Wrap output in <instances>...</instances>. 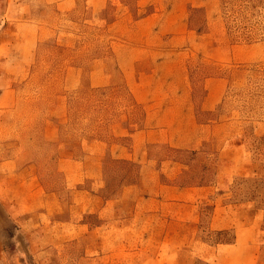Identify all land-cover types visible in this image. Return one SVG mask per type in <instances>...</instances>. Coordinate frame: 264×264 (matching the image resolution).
<instances>
[{
  "label": "rangeland",
  "instance_id": "374dc122",
  "mask_svg": "<svg viewBox=\"0 0 264 264\" xmlns=\"http://www.w3.org/2000/svg\"><path fill=\"white\" fill-rule=\"evenodd\" d=\"M76 1L0 0V264H264V0ZM137 53L192 93L144 163L121 133L145 112L119 75Z\"/></svg>",
  "mask_w": 264,
  "mask_h": 264
},
{
  "label": "crops",
  "instance_id": "0c3cea01",
  "mask_svg": "<svg viewBox=\"0 0 264 264\" xmlns=\"http://www.w3.org/2000/svg\"><path fill=\"white\" fill-rule=\"evenodd\" d=\"M44 0H42V3ZM46 4L49 6V9L52 10V13L55 14H64L65 12H72L76 7V0H46ZM90 12L99 10V8L108 0H88ZM45 4V5H46ZM45 5L38 6L40 8V13H44L42 10ZM47 8V6H46ZM37 9V11H38ZM42 11V12H41ZM38 13V14H40ZM95 13H98L95 12ZM150 26L155 29L156 25L154 22H148ZM145 25L143 20L136 18L135 26L124 24V31H133L131 37H137L141 28ZM148 26V25H147ZM36 29L51 31L49 26L42 25L40 23L35 25ZM151 30V29H150ZM126 36H129V33H126ZM170 34L166 39H169ZM45 38L43 33L39 35L37 39L39 42ZM42 43H38L40 45ZM131 45L129 40L124 44V46ZM133 46V45H132ZM139 47V45H137ZM142 46V44H141ZM144 55L132 54L131 57H127V54H124V57H120L122 64L119 66V75L121 78H127L128 90L136 99V109L144 110L142 118H139L134 121L126 120L122 127V134H127L131 137L132 141V155L133 160H136L137 163H144L146 160H154L158 158L159 151L162 150V141L169 140L170 143L176 137V130L174 125L183 126V120L186 118L185 113H182L181 110L187 109L186 103L188 99L192 96V93L185 89L184 87H178L176 89L162 90V87L159 85L154 87L151 85L148 79L157 78L158 70L163 72L166 77H171L178 74L177 61L173 57H154V62H156V67L153 68V65L149 63L142 64L141 58ZM140 58V59H139ZM153 61V60H152ZM155 65V64H154ZM164 69H160V68ZM180 73L182 71L180 70ZM159 79V78H157ZM161 92L168 93L169 105L167 106L168 111L174 110L172 114L165 113L164 117L158 118V112L162 106V101H160L159 96ZM150 95V96H149ZM184 97L186 99L185 103L178 102L180 98ZM161 116V114H160ZM174 116V117H172ZM178 119L179 121L175 120ZM160 121V122H159ZM131 155V156H132ZM136 163V164H137ZM177 163V162H174ZM182 163V162H181ZM144 167V164H142ZM169 174L176 173L175 168H170L167 170ZM166 172V171H165ZM77 219L75 217L60 218V223L62 225L66 223H75ZM62 236H64L62 234ZM62 241H65V237L62 238Z\"/></svg>",
  "mask_w": 264,
  "mask_h": 264
}]
</instances>
